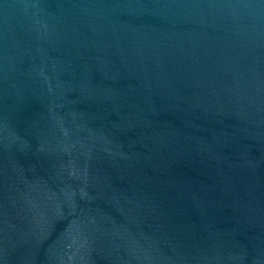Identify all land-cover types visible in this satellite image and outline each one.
<instances>
[{
    "label": "water",
    "instance_id": "1",
    "mask_svg": "<svg viewBox=\"0 0 264 264\" xmlns=\"http://www.w3.org/2000/svg\"><path fill=\"white\" fill-rule=\"evenodd\" d=\"M0 264H264V0H0Z\"/></svg>",
    "mask_w": 264,
    "mask_h": 264
}]
</instances>
